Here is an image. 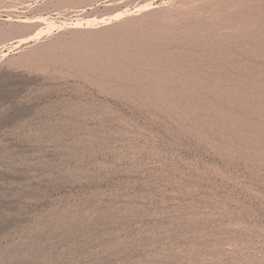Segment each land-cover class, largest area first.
Masks as SVG:
<instances>
[{
    "label": "rangeland",
    "instance_id": "rangeland-1",
    "mask_svg": "<svg viewBox=\"0 0 264 264\" xmlns=\"http://www.w3.org/2000/svg\"><path fill=\"white\" fill-rule=\"evenodd\" d=\"M0 264H264V0H0Z\"/></svg>",
    "mask_w": 264,
    "mask_h": 264
}]
</instances>
